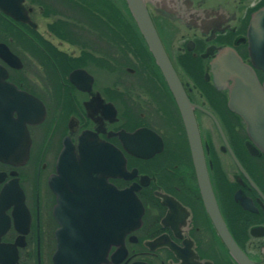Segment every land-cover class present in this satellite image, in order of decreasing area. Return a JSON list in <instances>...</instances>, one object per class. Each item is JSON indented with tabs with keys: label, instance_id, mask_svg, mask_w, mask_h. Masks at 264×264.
<instances>
[{
	"label": "flooded vegetation",
	"instance_id": "1",
	"mask_svg": "<svg viewBox=\"0 0 264 264\" xmlns=\"http://www.w3.org/2000/svg\"><path fill=\"white\" fill-rule=\"evenodd\" d=\"M189 1L200 29L151 17L192 105L216 220L124 1L0 0V264H58L63 250L74 264H264V131L247 132L232 81L212 73L231 48L263 86L247 29L264 0ZM246 109L263 117L264 100ZM128 193L141 207L130 231Z\"/></svg>",
	"mask_w": 264,
	"mask_h": 264
},
{
	"label": "water",
	"instance_id": "2",
	"mask_svg": "<svg viewBox=\"0 0 264 264\" xmlns=\"http://www.w3.org/2000/svg\"><path fill=\"white\" fill-rule=\"evenodd\" d=\"M123 1L137 27L148 53H150L155 65L174 96L187 132L199 188L206 211L212 219L216 220L217 209L214 205L204 166L198 153L199 142L192 117V105L188 102L180 87L175 71L166 56L164 47L155 30L151 15L154 14L186 27L191 26L192 28L198 29H200L199 25H201L202 18L190 9L189 0ZM247 41L249 43L250 53H264V8L251 15L247 29ZM217 52V60L212 64V73L214 76V82L217 86L226 83V81H232V85L228 88L230 99L229 108L231 111L237 112L244 119L248 133L253 130L252 126H254V129L256 130L264 131V120H262L264 116L258 118L255 117L254 121L252 120L249 123V113L246 109L249 100H264V84L262 87L259 86L255 75L251 72L235 71L234 66L237 64L241 65V63L233 54L234 51L231 48H221L218 49ZM234 99H239L238 103H236ZM261 140H263V138L259 137V141ZM131 153L137 155L134 151ZM127 197V230L130 231L139 226L141 207L134 196L128 193ZM234 251L237 254V258L242 261L243 256L239 252L237 253L236 249H234ZM60 257L62 258V261H58V264H74V255L72 251L63 250L61 255L58 254V259Z\"/></svg>",
	"mask_w": 264,
	"mask_h": 264
},
{
	"label": "rangeland",
	"instance_id": "3",
	"mask_svg": "<svg viewBox=\"0 0 264 264\" xmlns=\"http://www.w3.org/2000/svg\"><path fill=\"white\" fill-rule=\"evenodd\" d=\"M213 0H207L208 3L212 2ZM223 1H227V2H230L231 0H223ZM178 41V40H177ZM176 41V42H177ZM128 48V47H127Z\"/></svg>",
	"mask_w": 264,
	"mask_h": 264
}]
</instances>
